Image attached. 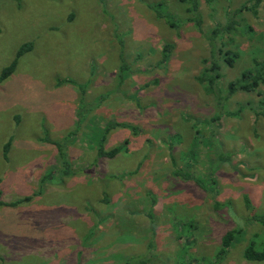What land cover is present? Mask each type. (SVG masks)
I'll return each instance as SVG.
<instances>
[{
    "label": "rangeland",
    "instance_id": "obj_1",
    "mask_svg": "<svg viewBox=\"0 0 264 264\" xmlns=\"http://www.w3.org/2000/svg\"><path fill=\"white\" fill-rule=\"evenodd\" d=\"M245 1L198 0L203 29ZM187 7L0 0V71L30 43L0 81V199L30 196L0 205V264H264L243 256L264 239V224L248 218L264 217V118L254 116L256 94L234 93L219 113L195 82L209 45ZM242 18L253 35L216 37L222 50L239 51L232 66L219 60L220 87L261 49L264 0ZM121 61L129 67L118 85ZM111 121L119 125L99 142ZM49 141L65 144L71 174H59ZM99 144L122 149L97 159ZM174 167L192 178L171 175ZM230 229L238 232L216 259Z\"/></svg>",
    "mask_w": 264,
    "mask_h": 264
},
{
    "label": "trees",
    "instance_id": "obj_2",
    "mask_svg": "<svg viewBox=\"0 0 264 264\" xmlns=\"http://www.w3.org/2000/svg\"><path fill=\"white\" fill-rule=\"evenodd\" d=\"M186 4H188L187 11L190 14V17L188 18V21L192 22V25L194 28L202 34L207 44L209 45V54L207 58H203L201 60V67L197 71V73L194 75L195 82L201 86L203 92L207 95H209L214 103V105L218 108L219 113L223 111V107L225 105V102L227 99L233 95L234 93L241 91L243 93H253L256 94V109L254 111L255 117H263L264 118V97L262 96V93L260 91V86L264 85V40L262 41V46L259 42L261 35L259 38L256 39L255 42L256 45L261 46V49L258 47H255L254 50L251 51L250 54V60H251V66L242 70L238 77L228 81L225 85V87L219 86V79L221 77V74L219 73V60H221L223 63H225L227 66H232L234 60L238 57L239 51L234 49H223L220 47L221 45H217V39L218 36H224L228 35L227 39H230L233 34L237 32H240L241 34H247L248 36L253 35L252 27L249 25H246L244 22V19L242 18V12L246 11L249 12L252 16H256L257 14V8L261 0H248L244 3H241L239 6L227 10L225 20L222 24L220 23H214L212 26L209 27V29H203L202 27V19L201 15L198 12L199 3L198 0H180ZM161 3H158V5ZM154 8V7H153ZM156 10L157 15L164 18L168 23L170 21L169 14H162L158 8H154ZM173 25V23H172ZM230 35V36H229ZM226 39V40H227ZM221 44L224 45V41H220ZM252 47L255 45H251ZM30 48V43H24L22 44L15 52L13 59L4 66L0 71V81L4 79L6 76H8L14 69L15 64L17 62L18 57L21 55L22 52ZM171 50V44L165 43L161 49H160V62L165 61L168 57L169 51ZM260 53V55H258ZM129 66L123 64V61H121V64L117 70L116 78L118 85L123 81L124 74L120 73L121 69H125ZM83 90L81 89L80 92ZM98 97V99H100ZM84 105V104H83ZM82 112L83 114L85 111L87 112V109L85 106H82ZM237 110L229 113L231 115H235ZM83 117V115H82ZM81 117V118H82ZM214 118H211L213 120ZM119 123L111 121L107 123L102 128V139L99 140V142L103 141L105 138V135L107 134L108 129H112L113 126H117ZM196 138V136H195ZM209 139V138H208ZM50 142V141H49ZM55 145L56 152L58 153V157L61 161V170L59 171V174L63 172L64 176L71 174L70 171V163H68L67 159V151L65 149V144L61 146H58L55 141L50 142ZM62 144V143H61ZM122 149L121 145L111 147L110 149H104L103 144H99V146L96 149V156L97 159L99 158H113L120 150ZM4 150H6V144L4 145ZM219 157V155H218ZM171 175L181 178H192L191 174L189 173H182L178 170L177 167H174L171 170ZM61 176V175H60ZM111 178H113V175H109ZM51 175L47 172V174H44L40 180L42 182L43 180L47 179L49 180ZM150 198V201H153L152 195L147 194ZM30 199V196H24L20 199H17L15 201L10 202H4L0 199V205L3 206H15L16 204L27 201ZM217 207V206H216ZM249 221H259L260 223L264 224V217H260L259 215L251 214L248 216ZM237 229H230L226 231L223 236L221 237V249L216 254V259H221L222 255L225 253L227 248L231 245V242L234 238V235L237 233ZM243 256L247 260H256V261H262L264 260V239L260 245L259 249H254L251 245H248L243 250ZM147 261L140 259L137 264H144Z\"/></svg>",
    "mask_w": 264,
    "mask_h": 264
}]
</instances>
